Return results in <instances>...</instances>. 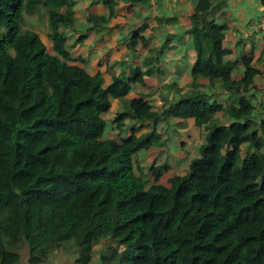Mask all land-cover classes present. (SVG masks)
<instances>
[{
	"label": "trees",
	"instance_id": "trees-1",
	"mask_svg": "<svg viewBox=\"0 0 264 264\" xmlns=\"http://www.w3.org/2000/svg\"><path fill=\"white\" fill-rule=\"evenodd\" d=\"M213 3L197 0L186 31L191 83L159 110L134 92L149 60L106 85L72 57L71 38L88 34L73 0H0V264L24 250L25 264L59 250L68 264H264V97L244 49L232 62L225 27L208 20ZM43 16L46 33L32 24ZM187 121L206 134L182 174L139 168L167 147L161 122ZM109 242L122 250L108 255Z\"/></svg>",
	"mask_w": 264,
	"mask_h": 264
},
{
	"label": "crops",
	"instance_id": "crops-1",
	"mask_svg": "<svg viewBox=\"0 0 264 264\" xmlns=\"http://www.w3.org/2000/svg\"><path fill=\"white\" fill-rule=\"evenodd\" d=\"M73 1L74 17L88 34L81 43H75L76 37L71 38L72 57L82 58L87 63L85 52L90 54L93 49L99 50L100 58L94 62L91 59V67L96 70L91 74L102 73L106 85L115 77L131 79L137 74L142 61L146 60L152 63L144 68L148 72L143 75V82L134 85L136 94L150 97L159 92L160 98L168 96L171 99L177 94V89H186L191 83L189 67L193 53L186 31L190 28V18L197 0ZM110 11H113V16L109 17ZM263 16L264 7L260 0H214L208 20L225 27L227 44L234 52L232 62L237 59L239 50L244 49L242 55L251 60V67L260 70L264 65V33L257 32L254 27ZM90 17H105L107 21L93 28L92 23L88 22ZM132 32L139 36L135 39L134 52L129 48V35ZM237 43H240L239 47ZM97 63L100 65L97 66ZM254 85L257 90L261 89L257 83L254 82ZM134 96L130 93L128 98ZM162 98L157 99V103L161 100L165 107ZM152 100L150 104L156 101ZM118 106H122V103L112 101L110 111L118 112ZM109 131L108 135L113 134ZM189 138L192 139V135L186 139ZM164 139H167L165 134ZM180 140L181 144L185 143ZM159 151L152 150L150 153Z\"/></svg>",
	"mask_w": 264,
	"mask_h": 264
},
{
	"label": "rangeland",
	"instance_id": "rangeland-1",
	"mask_svg": "<svg viewBox=\"0 0 264 264\" xmlns=\"http://www.w3.org/2000/svg\"><path fill=\"white\" fill-rule=\"evenodd\" d=\"M262 19V18H261ZM260 20H258L256 22L259 23ZM32 24L34 25L33 29L35 28H39L42 29L45 33L49 32V24L48 21L46 19L45 16H43L41 18L40 21H36V22H32ZM259 32V31H257ZM262 33V32H260ZM3 35H6V31H3ZM41 40L43 42L44 45L48 44L47 39L41 35ZM49 45V44H48ZM47 45V46H48ZM94 51H96L97 53H93ZM99 53V54H98ZM101 56V52L99 50L93 49L92 52L89 54L88 51L85 52V58L87 59V63L85 65V68L87 69V71L90 73H94L95 68H92V61H96V59H99ZM92 59V61H91ZM97 66L100 64H96ZM249 69L251 68V64L248 67ZM255 71V70H254ZM245 72V69L243 71H241V75H243V73ZM236 74V73H234ZM240 77V75H238ZM237 81V80H236ZM253 82L257 83L258 87L261 88L258 90V97L260 98V96L264 95V65L261 67L260 70H257V73L255 74V76L253 77ZM150 101H153L152 99L156 100L154 102L151 103L152 106L157 105V109L162 110L161 107H163V103L160 100V103H157V99H161L159 92H156L154 95L150 96L148 98ZM118 110L121 111L123 109V106H118ZM118 111V112H119ZM195 128L192 121H187L185 123L184 126L182 127H176L172 122H170V124H167L165 122H161L158 125V132L159 133H164L166 138H167V150L165 152L163 151H159L153 154H149V155H143L140 162H139V168H145L146 166H150L151 164H154V166H158L160 164H167L168 166V171H166V173L164 174V176L162 177V181L166 182L167 179L173 174H182L187 167V162L192 159L193 157H195L197 155V150H198V146H199V142H200V137L202 138L203 135L206 134V132L204 133L203 128ZM109 129L106 128L105 129V137L108 135L109 133ZM192 135V139H186L187 137H191ZM184 140V144H181V140ZM140 172L138 171V169H136V174L138 175ZM110 248L105 250L107 252L108 255L111 254L112 250L110 249H116L117 248V253L118 251L120 252L122 250V246L118 247L117 244H113L111 242H109L107 244ZM96 249L98 252L101 251L102 246H96ZM22 264H25L26 260H27V252L26 250H24L22 252ZM51 262H53L54 264H68L69 261H71V258L68 257L65 252L59 250L58 252H56L51 258H50ZM114 264V263H113ZM118 264V263H116Z\"/></svg>",
	"mask_w": 264,
	"mask_h": 264
},
{
	"label": "built area",
	"instance_id": "built-area-1",
	"mask_svg": "<svg viewBox=\"0 0 264 264\" xmlns=\"http://www.w3.org/2000/svg\"><path fill=\"white\" fill-rule=\"evenodd\" d=\"M255 30L264 33V16L259 23H255Z\"/></svg>",
	"mask_w": 264,
	"mask_h": 264
}]
</instances>
